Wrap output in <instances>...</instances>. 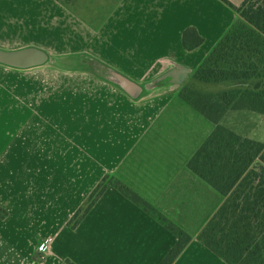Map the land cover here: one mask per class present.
Segmentation results:
<instances>
[{
	"label": "crops",
	"instance_id": "0c3cea01",
	"mask_svg": "<svg viewBox=\"0 0 264 264\" xmlns=\"http://www.w3.org/2000/svg\"><path fill=\"white\" fill-rule=\"evenodd\" d=\"M238 18L223 0H0V50L48 57L0 63V264H161L177 236L114 187L68 227L106 175L192 237L173 264H227L197 240L224 202L188 168L210 132L165 118L201 116L179 90ZM190 28L204 39L193 51L183 46Z\"/></svg>",
	"mask_w": 264,
	"mask_h": 264
},
{
	"label": "trees",
	"instance_id": "16d2710c",
	"mask_svg": "<svg viewBox=\"0 0 264 264\" xmlns=\"http://www.w3.org/2000/svg\"><path fill=\"white\" fill-rule=\"evenodd\" d=\"M223 1L237 11L239 18L178 94L182 102L213 125L188 168L224 200L197 240L227 264H264V143L243 137L222 123L231 111L264 114V0H245L240 7ZM203 42L195 29L183 33L187 51ZM211 86L224 88L204 89ZM110 187L177 236V244L161 263L173 264L192 237L115 176L103 177L68 227L77 228ZM7 216L0 207V218ZM65 264L75 263L66 260Z\"/></svg>",
	"mask_w": 264,
	"mask_h": 264
},
{
	"label": "rangeland",
	"instance_id": "374dc122",
	"mask_svg": "<svg viewBox=\"0 0 264 264\" xmlns=\"http://www.w3.org/2000/svg\"><path fill=\"white\" fill-rule=\"evenodd\" d=\"M258 1L259 0H253V2ZM223 88V86H211L204 89H206V91H218ZM181 112L185 115L182 114V118L180 119L178 118V115H174V119H171L170 117L165 119H167V121H191L194 124L195 130L204 131L208 128V131L211 132L213 125L209 124L202 116H198L190 110ZM222 123L243 137L264 143V114H256L246 111H231L227 113Z\"/></svg>",
	"mask_w": 264,
	"mask_h": 264
},
{
	"label": "water",
	"instance_id": "95a60500",
	"mask_svg": "<svg viewBox=\"0 0 264 264\" xmlns=\"http://www.w3.org/2000/svg\"><path fill=\"white\" fill-rule=\"evenodd\" d=\"M47 58L46 53L36 48H27L13 52L0 50V63L20 69L41 65L47 61ZM97 70L100 76L119 86L133 99H137L142 94L143 88L140 85L115 72L114 70L105 67H98ZM188 74L189 72H185L184 79L176 82V87H179V85L184 82V80L188 77ZM170 76L172 77V74Z\"/></svg>",
	"mask_w": 264,
	"mask_h": 264
},
{
	"label": "built area",
	"instance_id": "2783aa9c",
	"mask_svg": "<svg viewBox=\"0 0 264 264\" xmlns=\"http://www.w3.org/2000/svg\"><path fill=\"white\" fill-rule=\"evenodd\" d=\"M48 240L44 241L38 249V252L43 256Z\"/></svg>",
	"mask_w": 264,
	"mask_h": 264
}]
</instances>
